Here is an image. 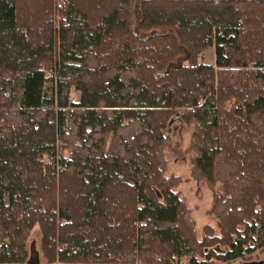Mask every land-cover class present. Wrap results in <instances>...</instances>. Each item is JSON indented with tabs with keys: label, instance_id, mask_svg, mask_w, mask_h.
Returning a JSON list of instances; mask_svg holds the SVG:
<instances>
[{
	"label": "trees",
	"instance_id": "trees-1",
	"mask_svg": "<svg viewBox=\"0 0 264 264\" xmlns=\"http://www.w3.org/2000/svg\"><path fill=\"white\" fill-rule=\"evenodd\" d=\"M173 118L214 191L201 238L168 173ZM36 226L48 263L264 249V0H0V263L28 261Z\"/></svg>",
	"mask_w": 264,
	"mask_h": 264
},
{
	"label": "rangeland",
	"instance_id": "rangeland-1",
	"mask_svg": "<svg viewBox=\"0 0 264 264\" xmlns=\"http://www.w3.org/2000/svg\"><path fill=\"white\" fill-rule=\"evenodd\" d=\"M62 2V0H59ZM216 44L215 40L202 52L199 56V62L207 65H215L216 63ZM50 75V74H49ZM80 92L75 87L71 90V102H79ZM231 108L232 102L226 103ZM170 135L174 142V149L166 151L168 160V173L180 176L181 184L178 189L182 198L185 200L190 210L191 216L195 220L196 233L199 238L203 235V229L206 225L217 226V220L210 214V209L214 200V191L207 184L198 183L192 175L191 150L192 128L176 118L170 123ZM58 151V150H57ZM68 156V153H66ZM52 158L45 156V162L50 163ZM220 186H218L219 188ZM29 250V259L24 264H66V263H48L44 258L41 250V233L39 226H36L27 242ZM195 256L197 263H193L192 257ZM203 257L200 254L186 255L176 257L170 264H202ZM207 264H264V249L257 250L252 255L236 259L231 262L215 260Z\"/></svg>",
	"mask_w": 264,
	"mask_h": 264
},
{
	"label": "water",
	"instance_id": "water-1",
	"mask_svg": "<svg viewBox=\"0 0 264 264\" xmlns=\"http://www.w3.org/2000/svg\"><path fill=\"white\" fill-rule=\"evenodd\" d=\"M185 52H186V55H183V56L178 57L177 62L170 64V65L167 67V69H166V71L164 72V74L169 73V72L171 71V68H172V67H174V68H180V67L182 66L183 61L185 60L186 56L188 55V50L186 49ZM175 119H176V118H173V119L171 120V123H172Z\"/></svg>",
	"mask_w": 264,
	"mask_h": 264
},
{
	"label": "crops",
	"instance_id": "crops-1",
	"mask_svg": "<svg viewBox=\"0 0 264 264\" xmlns=\"http://www.w3.org/2000/svg\"><path fill=\"white\" fill-rule=\"evenodd\" d=\"M0 264H3V263H0Z\"/></svg>",
	"mask_w": 264,
	"mask_h": 264
}]
</instances>
